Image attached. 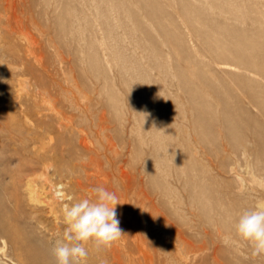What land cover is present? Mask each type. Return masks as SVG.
I'll list each match as a JSON object with an SVG mask.
<instances>
[{"label":"rangeland","instance_id":"rangeland-1","mask_svg":"<svg viewBox=\"0 0 264 264\" xmlns=\"http://www.w3.org/2000/svg\"><path fill=\"white\" fill-rule=\"evenodd\" d=\"M245 1L236 0L235 5L241 2L237 5L240 11L233 15L237 19H231L230 26L235 23L246 31L250 27L254 35L264 31V0ZM211 3L212 0H0V127L4 128H0V211H12L16 203L9 198L14 194L18 197L20 218L13 220V225L19 229L17 237L25 251L16 248L0 229V264H23L22 260L30 256L29 248L45 256L47 264H57L53 249L63 237L64 211L80 199L94 200L93 189L100 187L94 176L101 170L110 176L115 173L108 157L123 167L132 180L135 195H131L130 208L134 228L139 246H144L143 238L147 241L142 251L146 253L140 251L142 254L137 255L142 264H264V255L253 256L252 248L236 238L234 228L245 210L264 207V157L259 154L257 158L254 136L244 125H240L242 138L228 134L225 127L236 126V121L226 118V106L197 72L208 70L222 86L221 94L231 90L228 105L235 108V115L249 110L261 122L264 116L241 83L226 80L217 70L230 68L220 64L219 41L199 29L213 20L222 23L227 13L212 10ZM109 9L113 18L110 22L115 26L113 36L98 14L108 13ZM250 32L244 38H251ZM117 41L121 42L117 45L121 55L118 61L111 54ZM207 41L212 50L207 49ZM96 56L98 65L93 61ZM109 61H113L111 65ZM175 70L187 73L191 82ZM95 75L102 77L98 80ZM247 76L257 77L250 72ZM148 85L151 89L144 87ZM191 89L199 91L198 95L203 93L204 98L193 102L189 96L190 100L188 95L194 93ZM193 103L213 108L212 115L196 123ZM47 126L53 127L51 137L40 136L37 140V130L45 132ZM6 128L11 132L7 134ZM204 135L205 142L201 140ZM161 141L163 148L159 146ZM171 142L177 143V148ZM244 146L253 154L250 159L238 155ZM193 158L206 168L207 175L198 176ZM189 166L197 181L205 180L212 188L206 195L208 213L194 200L193 190L188 187L189 174L184 170ZM95 178L105 177L98 174ZM117 189L121 202L123 189ZM196 192H204L201 182ZM228 209L234 216L230 222L225 211ZM208 216L218 221L210 223ZM86 248L88 255L80 264H91L93 257L110 263L111 246L97 248L89 242ZM128 251L122 250L126 254Z\"/></svg>","mask_w":264,"mask_h":264},{"label":"bare ground","instance_id":"bare-ground-1","mask_svg":"<svg viewBox=\"0 0 264 264\" xmlns=\"http://www.w3.org/2000/svg\"><path fill=\"white\" fill-rule=\"evenodd\" d=\"M92 1H94V0H92ZM182 1H184V0H182ZM186 1V0H185ZM200 1V0H199ZM239 1V0H238ZM245 1V0H244ZM71 2V1H70ZM105 2V1H104ZM192 2V1H191ZM203 2V1H202ZM246 2V1H245ZM250 2V1H249ZM248 1H247V3H249ZM204 3V2H203ZM210 3V2H209ZM237 2H236V0H222L221 2H219V1H217V0H212V3L210 4V8L212 9V10H219L220 12H221V14L222 13H224L225 12V14L227 13V15H225V17H224V19H223V21H222V23L221 22H219V24H216L214 21L215 20H213L212 18H210V17H207V18H210V19H212L213 21H211V22H208V23H206V24H204L203 25V27L202 28H198L200 31H202V30H204V31H206V33H208V34H213L212 35V37H215V38H217L218 39V41H219V46L220 47H222V48H220V47H218L219 48V50L221 49V53L219 54V58L221 59V63L220 64H223L224 66H227V67H230L229 69H226V67H225V69H217V70H219L218 72H220L221 74H222V77L224 76L225 78H226V80L227 79H231V80H236V81H238L239 83H241L243 86H244V88L246 89V91H245V93L246 94H248L249 96V98H250V100H251V102H253L258 108H259V110H260V113L262 114V116H264V31L262 30V31H260V30H258V32L254 35V28L252 29V30H254V31H251V32H253V35L255 36L254 38H252L253 37V35H252V37L251 38H244L245 36V34H247L248 32H250L249 31V28H248V32L244 29H241L240 28V26L238 27V26H236L235 25V23L233 24L234 26L233 27H231L230 25L232 24V22H231V24H230V20L232 19H234L235 21H236V19L237 18H234L233 17V15L235 16L236 14H238V11H240V10H237V9H239V7L237 6L239 3L241 4V2H239L237 5H235ZM247 3H245V4H247ZM253 3V2H252ZM257 3V2H256ZM67 4V3H66ZM91 4V3H90ZM94 4V3H93ZM109 4V3H108ZM112 4H114V3H112ZM111 4V5H112ZM170 5H172L171 3H169ZM186 4V3H185ZM184 4V5H185ZM202 4V3H201ZM255 4V2L252 4V5H254ZM70 5V4H69ZM116 5H118V3L116 4ZM156 5V4H155ZM180 5V4H179ZM192 5V4H191ZM197 5V4H196ZM251 5V4H250ZM99 6V5H98ZM107 6V5H106ZM198 6H199V4H198ZM247 6V5H246ZM258 5H256V7H257ZM100 7V6H99ZM103 7V6H102ZM112 7V6H111ZM111 7H109V8H111ZM194 7V6H193ZM95 8V7H94ZM113 8H115V7H113ZM157 8V6L155 7V9ZM201 8V7H200ZM242 8V7H241ZM249 8H250V6H249ZM77 9V8H76ZM103 9V8H102ZM185 9V8H184ZM196 9H197V7H196ZM195 9V10H196ZM203 9V8H202ZM208 9V8H207ZM252 9H254L253 7H252ZM258 9H261V8H258ZM70 10V9H69ZM97 10H99V8L97 9ZM201 10V9H200ZM255 10V9H254ZM113 11H115V10H113ZM189 11V10H188ZM242 11V10H241ZM244 11V10H243ZM243 11H242V14H244L243 13ZM248 11V10H247ZM256 11H257V9H256ZM264 11V10H263ZM262 11V12H263ZM68 12V11H67ZM104 13H101V12H99L98 11V14L99 15H101V18L100 19H102V20H104L107 24L106 25H108V27H110V34L112 35L113 33H114V29H115V26L114 25H112L111 23L112 22H110L111 20H113V18H112V13L110 12V9H109V12L108 13H105V11H103ZM154 12V11H153ZM157 12V11H156ZM186 12V11H185ZM258 13H262L260 10H258L257 11ZM206 13V12H205ZM211 13V12H210ZM209 13V14H210ZM246 13H250V12H246ZM257 13V14H258ZM264 13V12H263ZM262 13V14H263ZM156 14V13H155ZM185 14H188V13H185ZM220 14V15H221ZM252 14V13H251ZM250 14V15H251ZM253 14H255L254 13V11H253ZM85 15V14H84ZM223 15V14H222ZM229 15V16H228ZM239 15V14H238ZM249 15V16H250ZM71 16V15H70ZM189 16H190V14H189ZM206 16V15H205ZM254 16V15H253ZM67 17V16H66ZM74 17V16H73ZM214 17V16H213ZM238 17V16H237ZM245 17V16H244ZM251 17V16H250ZM249 17V18H250ZM264 17V16H263ZM72 18V17H71ZM70 18V19H71ZM195 18H197V17H195ZM239 18H241V17H239ZM252 19H254L253 17H251ZM250 18V19H251ZM257 18V17H256ZM260 18H262V17H260ZM188 19V18H187ZM209 19V20H210ZM217 19H218V17H217ZM244 19V18H243ZM246 19H248V18H246ZM249 19V20H250ZM251 19V20H252ZM258 19V18H257ZM257 19H255V20H257ZM263 19V18H262ZM260 20L261 22L263 21V20ZM220 20V19H219ZM238 20H242V19H238ZM103 21V22H104ZM190 21H191V19H190ZM198 21V20H197ZM201 21H203V19L201 20ZM217 22H218V20H216ZM221 21V20H220ZM240 21H238V22H240ZM258 21V20H257ZM259 21V22H260ZM99 22V21H98ZM104 22V23H105ZM196 22V21H195ZM253 22V21H252ZM80 24V23H79ZM188 24H189V22H188ZM196 24V23H195ZM237 24V23H236ZM243 24V23H242ZM66 25V24H65ZM64 25V26H65ZM161 25V24H160ZM190 25V24H189ZM201 25V24H200ZM239 25H241V24H239ZM259 25H262L261 23H259ZM192 26V25H191ZM196 26V25H195ZM227 26L228 27H230V29L231 30H229V29H227ZM246 26V25H245ZM264 26V25H263ZM263 26H261V27H263ZM158 27H160V26H158ZM164 27H168V26H165L164 25ZM198 26H196V28H197ZM253 27V26H252ZM64 28V27H63ZM163 28V27H162ZM170 28V27H169ZM189 28H190V26H189ZM192 28V27H191ZM190 28V30L192 31V29ZM64 29H66V28H64ZM69 29V28H68ZM165 29V28H164ZM163 29V30H164ZM195 29V28H194ZM250 29V30H251ZM255 29H256V26H255ZM75 30H77L78 31V29H75ZM108 31H109V29H108ZM175 31V30H174ZM204 31H202V34H203V32ZM195 32V31H194ZM250 32V33H251ZM66 33V32H65ZM76 33V32H75ZM164 33H166L165 31H164ZM163 33V34H164ZM191 33H193V32H191ZM171 34V33H170ZM195 34V33H194ZM201 34V33H200ZM113 36V35H112ZM176 36H177V34H176ZM248 36H250V34L248 35ZM182 37V36H181ZM208 37V36H207ZM247 37V36H246ZM175 38V37H174ZM110 39V38H109ZM115 40H118V39H116V38H114ZM176 39H178L179 41H180V39H179V37H176ZM183 39V38H182ZM185 39V38H184ZM113 40V39H112ZM209 41V40H208ZM207 41V42H208ZM211 41H213V40H211ZM174 42H175V40H174ZM173 42V43H174ZM178 42V41H177ZM183 42V41H182ZM203 42H204V40H203ZM205 42H206V40H205ZM205 42H204V44H205ZM210 42V41H209ZM208 42V43H209ZM178 43H180V42H178ZM211 43V42H210ZM210 43H209V45L207 46V49H208V47L210 46ZM120 44H121V42H120ZM119 43H118V41L115 43V45H116V47H115V45H114V51L111 53L112 54V57L114 56V58H116V60L118 61L119 60V56H121V55H119V52H118V50L120 49H117V45H120ZM184 44V43H183ZM203 44V45H204ZM207 44V43H206ZM205 44V45H206ZM216 44H217V42H216ZM106 45V44H105ZM175 45H177V44H175ZM180 45H182L181 43H180ZM184 45H186V42H185V44ZM190 45V44H189ZM189 45L188 46H185V47H189ZM177 46H179V45H177ZM183 46V45H182ZM211 46H213V45H211ZM119 47V46H118ZM121 47V46H120ZM184 47V48H185ZM108 48H110V47H108ZM210 48V47H209ZM212 48V47H211ZM210 48V50H212ZM105 49V48H104ZM103 49V52L105 51ZM188 49V48H187ZM187 49H186V53H187ZM191 49V48H190ZM189 49V50H190ZM214 49V48H213ZM184 50V49H183ZM215 50V49H214ZM217 50V49H216ZM110 51V50H109ZM112 51V50H111ZM122 52H123V50H121ZM108 53V52H107ZM191 53V52H190ZM189 53V54H190ZM196 53V52H195ZM198 53V52H197ZM105 54V53H104ZM109 54V53H108ZM107 54V55H108ZM110 54V55H111ZM193 54V53H192ZM213 54V53H212ZM124 55V54H123ZM123 55H122V57H123ZM155 55V54H154ZM215 55V54H214ZM194 56V55H193ZM192 56V57H193ZM196 56V55H195ZM91 57H93L92 55H91ZM90 56H89V58H91ZM109 57V56H108ZM132 57V56H131ZM134 57V59H135V56H133ZM189 57H191V56H189ZM188 57V58H189ZM191 57V60L193 59ZM217 57H218V55H217ZM128 58H129V56H128ZM157 58H158V56H157ZM186 58H187V56H186ZM93 59V58H92ZM91 59V60H92ZM101 59V58H100ZM121 59H124V58H121ZM130 59V58H129ZM134 59H132V63L134 64ZM190 59V58H189ZM215 59V58H214ZM106 60V59H105ZM108 60H110V59H108ZM112 60H114L113 58H112ZM125 60V59H124ZM162 60V59H161ZM216 60V59H215ZM95 63V65H98V63H99V58L96 56L95 58H94V60H93ZM93 61H91V62H93ZM122 61V60H121ZM120 61V62H121ZM127 61V60H126ZM156 61H157V59H156ZM197 62H198V59L196 60ZM195 61V62H196ZM104 62V61H103ZM103 62H102V64H103ZM107 62V61H106ZM111 62H113V61H109V65H111ZM128 62V61H127ZM130 62H131V60H130ZM135 62H137V60L135 61ZM168 62V61H167ZM200 62V61H199ZM202 62V61H201ZM217 62V63H218ZM123 63H124V61H123ZM123 63H122V65H123ZM160 63V62H159ZM203 63V62H202ZM93 64V65H94ZM120 64V63H119ZM131 64V63H130ZM138 64H139V62H138ZM138 64H136V65H138ZM198 64V63H197ZM205 63H203V65H204ZM219 64V65H220ZM114 65V64H113ZM164 65V64H163ZM167 65V64H166ZM178 65H180L181 66V64H178ZM193 65V64H192ZM99 66H103V65H99ZM115 66V65H114ZM127 66V65H126ZM168 66H170V65H168ZM176 66H177V64H176ZM179 66V67H180ZM197 67H198V65H196ZM200 66V65H199ZM202 66V65H201ZM223 66V67H224ZM109 67V66H108ZM119 67V66H118ZM123 67V66H122ZM128 67V66H127ZM127 67H124V71L126 70V68ZM135 68H136V66H134ZM138 67V66H137ZM165 67V66H164ZM172 67V66H171ZM183 67V66H182ZM182 67H181V69H182ZM190 67V66H189ZM204 66H202V68H203ZM232 67H235V68H238V69H240V70H242V73H237V72H235V71H233V69H232ZM93 68H94V66H93ZM105 68V67H104ZM120 68H121V66H120ZM134 68V69H135ZM140 68V67H139ZM185 68V67H184ZM195 68V67H194ZM97 69V67L95 68V70ZM168 69V68H167ZM166 69V67H165V70H167ZM201 69V68H200ZM205 69V68H204ZM121 69H119V71H120ZM123 70V69H122ZM169 70H170V68H169ZM173 70H174V68H173ZM172 69L170 70V71H173ZM177 70H178V68H177ZM177 70H175V71H177ZM186 70V69H185ZM185 70H183V71H185ZM187 70H188V68H187ZM197 70V69H196ZM215 70V69H214ZM131 71V70H130ZM135 71V70H134ZM133 71V72H134ZM168 71V70H167ZM167 71H165V72H167ZM174 71V74L176 73ZM182 71V70H181ZM188 71H190V70H188ZM193 71V70H192ZM212 71V70H211ZM145 72V71H144ZM179 71H177V73H178ZM197 72V71H196ZM195 71H194V76H195V73H196ZM217 72V71H216ZM254 73L257 77H253V78H250V77H248L247 76V73ZM129 73V70L127 71V74ZM135 73V72H134ZM133 73V75H135ZM177 73H176V76H177ZM180 73V72H179ZM193 73V72H192ZM213 73V72H212ZM137 74V73H136ZM140 74V73H139ZM146 74V73H145ZM180 74H182V73H180ZM179 74V75H180ZM187 73H183L182 75H181V77L183 76V79L185 78L186 79V81L188 80L187 78V75H186ZM190 74V73H189ZM216 74V73H215ZM218 74V73H217ZM98 75V74H97ZM129 75V74H128ZM197 76H199L205 83H207V86H208V88H210L213 92H215L216 94H217V97H219L220 98V102H221V104L223 103L225 106H226V111H227V114H225L226 115V118H228V120H230V121H232L233 119H234V122L236 121V126H226L225 127V129H226V131L228 132V134H231V135H238V136H240L241 138L243 137L242 136V134H241V132H240V125L242 126V125H244L245 127H247L251 132H252V134H253V136H254V140H255V143H256V145H257V147H256V149L257 150H254V151H256L255 152V154H256V156H257V158L260 156L259 154H262V156L264 157V121L263 122H261L254 114H252L249 110H244L243 111V114L241 113H239V112H237V113H239L240 115L239 116H237V115H235L236 113H235V108L233 109H231L230 107H232V106H229L230 104H229V100H228V98H227V95L231 92V90H229V88H228V93H227V87L226 88H224L226 91H224V92H226L227 94H221L220 92H219V90H221L220 89V87L222 88V86H219L218 84H217V82L215 81V80H213V77L212 76H210V74L208 73V70L207 71H203V70H200L199 72H197V74H196ZM96 76V75H95ZM139 76V75H138ZM145 76V75H144ZM102 77V76H101ZM101 77H99V78H101ZM131 77H133V76H131ZM179 77V76H178ZM177 77V78H178ZM190 77H191V75H190ZM190 77H189V79H190ZM212 77V78H211ZM96 78H98V76H96ZM99 78H98V80H99ZM192 78H194V77H192ZM196 78V77H195ZM221 78V77H220ZM181 79V78H180ZM183 79H182V81H183ZM197 79H199V78H197ZM191 80V79H190ZM190 80H188V81H190ZM219 80V79H218ZM179 81H181V80H179ZM181 81V82H182ZM191 82V81H190ZM192 82H194V81H192ZM196 82H197V80H196ZM220 82V81H219ZM151 83V82H150ZM188 83V82H187ZM148 83H146V85H147ZM182 84H183V82H182ZM198 84V83H197ZM220 84V83H219ZM186 82H185V90H186ZM191 85V84H190ZM189 85V86H190ZM194 85V84H193ZM196 85V84H195ZM195 85L193 86V87H195ZM200 85V84H199ZM150 86H152V85H150ZM183 87H184V85H182ZM205 86V85H204ZM144 87H147V88H150L149 87V85L148 86H144ZM188 87V86H187ZM197 87V86H196ZM201 87V86H200ZM199 87V88H200ZM192 88V87H191ZM198 88V90H200ZM151 89V88H150ZM149 89V90H150ZM189 89V88H188ZM195 89H197V88H195ZM194 89V90H195ZM204 90H205V88H203ZM146 90V89H145ZM193 90V91H194ZM197 90V91H198ZM191 91H192V89H191ZM192 91V92H193ZM222 91V90H221ZM204 92V91H203ZM208 92V91H207ZM210 92V91H209ZM187 93V92H186ZM198 93H199V91L198 92H196V91H194V93H190V95H188V97L190 96L191 98H192V100H193V102L195 101L196 102V100L199 102V101H201V98H204V95H201V94H203V93H201L200 95H198ZM211 93V92H210ZM213 94V93H212ZM210 95V94H209ZM209 95H207V97L209 96ZM203 96V97H202ZM216 96V95H215ZM190 97H189V99H190ZM210 97V96H209ZM207 98H205V100H206ZM209 99V98H208ZM236 99H237V97H236ZM191 100V99H190ZM205 100H203V101H205ZM210 100V99H209ZM207 101V100H206ZM205 101V102H206ZM209 102V101H208ZM207 103V102H206ZM205 103V104H206ZM195 104H196V106H195ZM199 104H201V102L199 103ZM198 103H193V105L195 106V108H194V110H197L196 111V123H202V122H205V120H206V118H208V116H211L212 115V110H213V108H211V107H208V106H201V105H203V104H201V105H199ZM229 104V105H228ZM227 105H228V107H227ZM224 106V107H225ZM254 113H256V112H254ZM260 113H259V115H260ZM257 115H258V113H257ZM258 115V116H259ZM25 117V116H24ZM238 117V118H237ZM9 121V120H8ZM8 124H10V123H8ZM29 124H31V123H29ZM32 125V124H31ZM5 126V125H4ZM13 126V125H12ZM243 126V127H244ZM1 128V127H0ZM3 128V127H2ZM1 128V129H2ZM12 128V127H11ZM41 128V127H40ZM4 129V128H3ZM5 130H7L6 132H7V134L8 133H10L11 131H10V129L8 128H6ZM12 130V129H11ZM15 131V130H14ZM1 133H2V131H0ZM52 133H53V127L52 126H47V128L45 129V132H42V131H39L38 132V130H37V136L35 137L37 140H39V138H40V136H50V135H52ZM6 134V133H5ZM2 135H3V133H2ZM16 135V134H15ZM8 136V135H7ZM13 136V135H12ZM206 135H204V136H202V138H201V140L202 141H206V137H205ZM33 137V138H34ZM51 137V136H50ZM6 138V137H5ZM11 140L14 138V137H9ZM159 138V137H158ZM8 139V138H7ZM30 140V139H29ZM160 140V139H159ZM25 141V140H24ZM27 141H28V138H27ZM9 142H10V140H9ZM41 142V141H40ZM112 143V142H111ZM29 144V143H28ZM41 144V143H40ZM158 144V143H157ZM156 144V145H157ZM175 144H177V143H174V142H171V146L172 147H176L175 146ZM178 145V144H177ZM114 146V145H113ZM159 146H161L162 148L164 147V143H162V141L160 142V144H159ZM158 146V147H159ZM29 147V146H28ZM131 147V146H130ZM111 148H113V147H111ZM110 148V149H111ZM177 148V147H176ZM31 149V148H30ZM74 150V149H73ZM260 150H261V152H260ZM238 155H240V157H244V158H247V159H250V157L253 155L251 152H250V149L248 148V146H244V148L240 151V153L238 154ZM103 158V157H102ZM112 160H115V159H112ZM41 161V160H40ZM192 162H193V167H197L198 169V176L199 177H201V175L203 176H205V175H207V173H208V171L206 170V168L205 167H202L201 166V164H200V162H199V160L198 159H196V158H193V160H192ZM120 163V162H119ZM184 163V162H183ZM249 163H250V161H249ZM108 164H111L110 166H112L114 169H112V173L113 172H115V173H113L111 176L110 175H107V174H104V172H102V170L101 171H98V174H103L104 175V180H100V179H96L95 178V176H97V175H95L94 176V180L99 184V186L100 187H104L105 189H107L108 191H110V192H113V193H115V195L117 196V198H118V194H119V191H118V187L120 188V189H123V196H124V199H123V201H121V202H119V198H118V204H117V206H116V212H117V218L119 219V221H120V224H119V227L123 230V234L124 235H122L121 236V238L119 239V240H117L116 242H114L112 245H111V252H110V255H111V257H112V259H110V263L108 262V261H100L97 257H93L92 259H91V264H142V262H141V260L138 258V253H141L142 251H143V249H144V247H145V245L147 244V241L143 238L142 239V244L144 245L143 247H142V245H141V247L139 246V238L137 237V233H136V230H135V228H134V219H133V215H132V212H131V206H132V196L133 195H135V194H133L132 195V193H133V188L134 187H132V180H131V177L128 175V173H126L124 170H123V167H120L119 165H117V163H115V162H113V161H111V160H109V157H108ZM95 165V164H94ZM263 165H264V163H263ZM182 167V166H181ZM190 167V166H189ZM200 167L202 168V169H200ZM253 167V166H252ZM93 168V167H92ZM251 168V167H250ZM91 169V168H90ZM116 169V170H115ZM254 170H252L253 171V174L254 173H256V169L255 168H253ZM186 173H188L189 175H188V187L191 189V190H193V193H192V195H193V197H194V200L197 202V203H200L201 205H202V207H203V211L205 212V213H208L209 212V208H208V203H209V200L207 199V197H206V195L209 193V191H212V188H211V186L210 185H207V183L205 182V180H203V181H201V179H199V181H197L195 178H196V176L194 175V173H193V168H189V169H186V170H184ZM261 171V170H260ZM262 171L264 172V167L262 168ZM119 172H120V174H119ZM8 173L6 172V173H3V176H6ZM109 174V173H108ZM21 175H22V171H20V173H18V175H17V177L18 178H20L21 177ZM16 177V180L18 179ZM134 177V176H133ZM132 177V178H133ZM101 178H103V176L101 177ZM135 179V178H134ZM133 179V180H134ZM202 183V188H203V190H204V192H196V189H197V186H198V184L199 183ZM30 183H31V181H30ZM133 183H135V181L133 182ZM34 185V184H33ZM32 185V186H33ZM98 186V185H97ZM30 187H31V184H30ZM35 189H36V186L34 187ZM33 191H34V189L33 188H31ZM135 193V192H134ZM132 195V196H131ZM7 197V196H6ZM94 199H95V194H94V197H93ZM11 201H12V203H13V201H15V205H13L14 207H13V209H12V211H9V213L8 212H6V211H4V212H2V211H0V229H2L5 233H7L8 235H9V238L11 239V241L13 242V243H15V247L16 248H18L19 250H21V251H24L23 250V248H21L20 247V242H19V239H18V237H17V232L19 231V229H18V227L16 226V225H13L14 223H13V220L14 221H18L19 220V218H20V206H19V200H18V197L14 194V195H11V197L9 198ZM134 202V201H133ZM52 208H53V204H52ZM233 210V209H232ZM235 210V209H234ZM226 211V214H227V220H228V222H230L232 219H234L233 217L234 216H231V214H230V211H229V209L228 210H225ZM233 212V211H232ZM12 221V224L10 223ZM207 221L208 222H210V223H212V222H215V221H218V220H216L213 216H208L207 217ZM227 222V223H228ZM13 226V227H12ZM90 243L92 244V246L94 247V244L90 241ZM89 247V246H88ZM124 248H127L129 251H128V253L129 254H126V252L125 253H123L122 252V250L124 249ZM139 250V251H138ZM141 251V252H140ZM25 252V251H24ZM28 252L30 253V256L29 257H26V259H23L22 260V263L23 264H47L48 262H49V260L45 257V256H43V255H41V253L40 252H38V250H36V249H34V248H29L28 249ZM142 253H146V251L145 252H142ZM141 253V254H142ZM192 253V252H191ZM109 255V254H108ZM242 262V261H241Z\"/></svg>","mask_w":264,"mask_h":264},{"label":"clouds","instance_id":"clouds-1","mask_svg":"<svg viewBox=\"0 0 264 264\" xmlns=\"http://www.w3.org/2000/svg\"><path fill=\"white\" fill-rule=\"evenodd\" d=\"M93 192L94 200L83 198L65 209L63 237L53 249L57 264H80L88 255L86 245L90 241L97 248L110 247L124 235L115 193L104 187H96ZM234 228L236 238L252 248L253 256L264 255V207L245 210Z\"/></svg>","mask_w":264,"mask_h":264}]
</instances>
